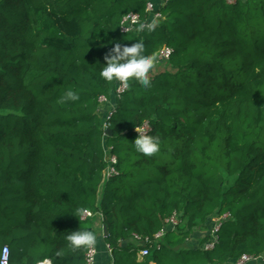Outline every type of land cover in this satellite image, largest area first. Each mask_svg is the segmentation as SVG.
Segmentation results:
<instances>
[{"label": "trees", "instance_id": "obj_1", "mask_svg": "<svg viewBox=\"0 0 264 264\" xmlns=\"http://www.w3.org/2000/svg\"><path fill=\"white\" fill-rule=\"evenodd\" d=\"M151 1L167 23L137 31L151 21ZM166 1L0 0V259L9 239L26 242L15 264H85L89 249L66 239L97 235L80 209L104 214L112 264L264 254V0ZM131 14L141 22L124 33ZM138 41L157 57L151 87L131 80L119 99V82L99 73L116 44ZM68 90L80 100L59 103ZM102 96L117 105L106 138ZM145 122L160 142L151 157L134 147ZM106 147L118 159L110 180ZM18 188L26 215L12 226ZM174 213L179 226L139 261L134 236L153 237ZM224 214L219 243L205 252ZM198 228L207 231L199 246L190 239Z\"/></svg>", "mask_w": 264, "mask_h": 264}, {"label": "clouds", "instance_id": "obj_2", "mask_svg": "<svg viewBox=\"0 0 264 264\" xmlns=\"http://www.w3.org/2000/svg\"><path fill=\"white\" fill-rule=\"evenodd\" d=\"M161 24L159 13H157L150 22L140 24L137 31H155ZM106 66L100 71L99 76L106 82H121L127 84L131 80L138 81L145 88L151 87L150 73L156 67L157 57L152 54H145V44L143 41H138L131 46L116 44L109 56H106ZM80 100V96L73 90H68L58 101L61 104L67 102H76ZM106 127V126H105ZM137 132L140 133L139 138L135 140L134 147L136 152L144 156L151 157L160 149L158 137L143 134V129L138 127ZM78 216H90L92 213L87 209H80ZM68 246L73 250L91 249L97 243V235L94 231L84 230L71 232L66 237ZM7 252V249L4 250ZM59 255V253H58ZM0 264H6V257L0 259ZM43 264H50V261L45 259Z\"/></svg>", "mask_w": 264, "mask_h": 264}, {"label": "built area", "instance_id": "obj_3", "mask_svg": "<svg viewBox=\"0 0 264 264\" xmlns=\"http://www.w3.org/2000/svg\"><path fill=\"white\" fill-rule=\"evenodd\" d=\"M241 1L244 0H226V2L231 6L237 5ZM166 2H168V0ZM147 11L150 13L151 19L153 18V16H155L158 13L156 11L154 2L151 1L148 3ZM159 19L160 21L163 19V16L160 13H159ZM140 22L141 19L138 15L131 14L124 19L122 31L124 33L131 31L134 29V26ZM171 56H172L171 49H165L160 53V59L163 61H168L171 58ZM127 90H128V85L119 82L118 88L116 90L117 97L121 99V97L127 92ZM99 103L101 108L105 110V121L103 125V130L105 132L104 137L106 138L107 137L106 131L110 129L111 121L117 110V105L114 104L112 101H109L105 96L99 98ZM140 127L143 129V134L148 135V133L152 131V126L149 122H145ZM135 132L138 135H140V133H138L137 130ZM105 151H106L105 152L106 161L109 164L107 170V179L110 180L114 175L117 174L116 165L118 164V159L115 155L111 154V152L113 151L112 147H106ZM90 212L92 213V215L84 216L83 219L91 220L98 218L103 226L104 214L102 212L99 213H94L92 211ZM230 218H231L230 214H224L220 217H216L213 219V225L209 232L210 240L207 243H205L202 247V249L205 252L213 251L216 248V246L219 243V239H220L219 233L222 229L223 223L229 220ZM179 224H180L179 216L177 213H174L173 216L166 221V228L161 230L153 237H143L138 235L134 236V242L140 248V251L138 253L139 261H144L150 255L151 250L153 249L160 250L161 249L160 243L166 234V229L170 227L172 230H175L179 226ZM5 249H7V252L4 251ZM106 250L112 261L113 249L106 244ZM98 256H99V252L97 246L95 245L94 248L88 250L86 254L85 264H98ZM5 257H6V264H11V250L8 246L4 247L2 251L1 259H4ZM37 264H43V261ZM50 264H52L51 261ZM231 264H264V254L258 256L243 255L241 258H239L238 260H236L234 263Z\"/></svg>", "mask_w": 264, "mask_h": 264}, {"label": "rangeland", "instance_id": "obj_4", "mask_svg": "<svg viewBox=\"0 0 264 264\" xmlns=\"http://www.w3.org/2000/svg\"><path fill=\"white\" fill-rule=\"evenodd\" d=\"M155 8H156V5H155ZM166 20H167L166 17L163 16V19L161 21H162V23H167ZM18 190L20 193L19 192H14V193H15V197L20 201H17V203L12 208V216H13L12 222H11L12 226H15L16 223L23 222L25 220V215H26V212H25L24 206H23L24 204H26L25 203V197L23 195V192L20 191V188H18ZM14 193H13V196H14ZM15 215H18L19 218L15 219ZM97 219L98 218H95L94 220H97ZM94 220H92V221L95 225ZM227 223L224 226V229H228L231 227L230 223H228V224ZM231 231H233V230L231 229ZM206 234H207V231H203L202 229L200 230V228H198L195 230V234H193L190 239H191V241L194 240L196 245L199 246L201 240L205 237ZM2 241H3V239L0 240V243ZM8 243H9V246L11 249V264H15V260L20 255L21 250H24V248L26 247V242L25 241L15 242L13 240L9 241V239H8Z\"/></svg>", "mask_w": 264, "mask_h": 264}, {"label": "crops", "instance_id": "obj_5", "mask_svg": "<svg viewBox=\"0 0 264 264\" xmlns=\"http://www.w3.org/2000/svg\"><path fill=\"white\" fill-rule=\"evenodd\" d=\"M95 229L97 231V249L99 252L98 256V264H112L111 258L109 257L106 250V242L104 239V228L102 227L101 222L97 219L95 220ZM197 234V233H196ZM194 243L195 241L192 240Z\"/></svg>", "mask_w": 264, "mask_h": 264}, {"label": "water", "instance_id": "obj_6", "mask_svg": "<svg viewBox=\"0 0 264 264\" xmlns=\"http://www.w3.org/2000/svg\"><path fill=\"white\" fill-rule=\"evenodd\" d=\"M112 134H113V132H112L111 129H109V130L106 131V135H107V136H111ZM104 232H105V235H106V233H107V229H106V227H104Z\"/></svg>", "mask_w": 264, "mask_h": 264}]
</instances>
